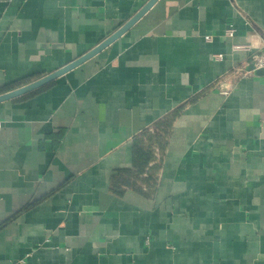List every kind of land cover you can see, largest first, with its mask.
I'll return each instance as SVG.
<instances>
[{"label": "crops", "instance_id": "0c3cea01", "mask_svg": "<svg viewBox=\"0 0 264 264\" xmlns=\"http://www.w3.org/2000/svg\"><path fill=\"white\" fill-rule=\"evenodd\" d=\"M147 1L0 0V93ZM262 45L264 0H157L1 101L0 264H264V72L232 74ZM164 120L155 185L128 186L133 140Z\"/></svg>", "mask_w": 264, "mask_h": 264}, {"label": "trees", "instance_id": "16d2710c", "mask_svg": "<svg viewBox=\"0 0 264 264\" xmlns=\"http://www.w3.org/2000/svg\"><path fill=\"white\" fill-rule=\"evenodd\" d=\"M169 128L170 121L164 120L159 123L158 128L154 130L152 128L145 129L142 136L135 137L133 140L134 166L120 171L130 177L131 180H129L128 186L143 191L142 187L155 185L157 177L152 174V170H156L158 165L155 163V165L148 166V162L153 156L155 148L163 153L167 144Z\"/></svg>", "mask_w": 264, "mask_h": 264}, {"label": "water", "instance_id": "95a60500", "mask_svg": "<svg viewBox=\"0 0 264 264\" xmlns=\"http://www.w3.org/2000/svg\"><path fill=\"white\" fill-rule=\"evenodd\" d=\"M157 0H148L134 15H132L127 21H125L121 26H119L116 30H114L110 35H108L105 39L100 41V43L96 44L94 47H92L87 52L83 53L76 59L72 60L71 62L67 63L66 65L49 72L37 79H34L22 86H19L17 88L11 89L6 92L0 93V102L5 101L7 99L14 98L16 96L28 93L32 90L38 89L49 82L56 79L58 76L66 73L68 70L76 67L77 65L83 63L87 59L94 56L96 53H98L100 50H102L104 47H106L108 44H110L112 41H114L117 37H119L121 34H123L127 29H129L139 18H141L147 10L156 2ZM255 73H261L264 72V68L256 69L254 71Z\"/></svg>", "mask_w": 264, "mask_h": 264}, {"label": "built area", "instance_id": "2783aa9c", "mask_svg": "<svg viewBox=\"0 0 264 264\" xmlns=\"http://www.w3.org/2000/svg\"><path fill=\"white\" fill-rule=\"evenodd\" d=\"M230 36L233 35V31H228ZM240 45H235L234 48H241ZM264 68V45L258 50H255L251 53L249 67L244 69L243 67H235L232 74L234 75H243V74H250L253 73L256 69ZM4 121L0 118V129L3 126ZM21 260H16L12 264H19Z\"/></svg>", "mask_w": 264, "mask_h": 264}, {"label": "clouds", "instance_id": "9594fccd", "mask_svg": "<svg viewBox=\"0 0 264 264\" xmlns=\"http://www.w3.org/2000/svg\"><path fill=\"white\" fill-rule=\"evenodd\" d=\"M251 43H252V46H253V47H259V46H260V41H259L258 38L253 39V40L251 41Z\"/></svg>", "mask_w": 264, "mask_h": 264}]
</instances>
